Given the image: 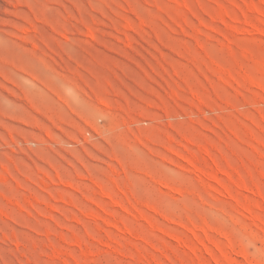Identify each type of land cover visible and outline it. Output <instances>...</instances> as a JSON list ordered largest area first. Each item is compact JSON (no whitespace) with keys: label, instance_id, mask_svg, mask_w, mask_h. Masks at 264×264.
<instances>
[{"label":"rangeland","instance_id":"374dc122","mask_svg":"<svg viewBox=\"0 0 264 264\" xmlns=\"http://www.w3.org/2000/svg\"><path fill=\"white\" fill-rule=\"evenodd\" d=\"M264 264V0H0V264Z\"/></svg>","mask_w":264,"mask_h":264},{"label":"bare ground","instance_id":"6f19581e","mask_svg":"<svg viewBox=\"0 0 264 264\" xmlns=\"http://www.w3.org/2000/svg\"><path fill=\"white\" fill-rule=\"evenodd\" d=\"M233 254H235L236 256H242L244 257L245 259L247 258L245 256V254L241 251H239L238 253H233L231 250H227L226 253H220V257H221V263L223 264H245V263H242L240 261H238L236 258L233 257ZM248 260V259H246Z\"/></svg>","mask_w":264,"mask_h":264}]
</instances>
